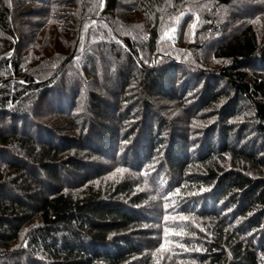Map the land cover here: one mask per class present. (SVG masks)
I'll use <instances>...</instances> for the list:
<instances>
[{
	"label": "trees",
	"instance_id": "trees-1",
	"mask_svg": "<svg viewBox=\"0 0 264 264\" xmlns=\"http://www.w3.org/2000/svg\"><path fill=\"white\" fill-rule=\"evenodd\" d=\"M241 1L0 0V264H264V45L200 39Z\"/></svg>",
	"mask_w": 264,
	"mask_h": 264
},
{
	"label": "rangeland",
	"instance_id": "rangeland-1",
	"mask_svg": "<svg viewBox=\"0 0 264 264\" xmlns=\"http://www.w3.org/2000/svg\"><path fill=\"white\" fill-rule=\"evenodd\" d=\"M70 10L68 6L64 7V10ZM214 19L218 21L217 29H214L209 35H204V39L206 41L207 51H214L216 50L219 45L225 44L229 42L231 39L237 37L241 32H244L246 30H251L255 38L257 39V43L259 46L264 45V0H242L240 3L231 6V7H225L220 8L218 13L216 12L214 15ZM27 21V20H24ZM36 20L34 19H28L27 22H34ZM187 33V30L186 32ZM189 35V31H188ZM188 35H183L184 38L187 40ZM70 34H66L64 31L60 32L59 34H52L48 37L46 42L45 51H54L59 49H65L66 43L68 41ZM188 42H186L187 44ZM184 46H186L184 44ZM213 46V47H211ZM209 55H212L208 53ZM207 55L206 51L202 53V57H206L209 60H207V67L212 68L213 70L218 68H221V66H224L228 61L224 58H220L216 56L215 58L212 56ZM251 74L256 76H264V68L256 67L255 65H251ZM98 78V77H97ZM97 80V79H96ZM115 86V85H114ZM113 87V86H112ZM116 87V86H115ZM105 88L102 87L101 90H104ZM107 91V90H106ZM102 94L107 96L108 92H103ZM74 97H76L75 100V108L72 110L74 114H81L84 110V106L86 103V95L85 93L77 92L74 94ZM109 97V96H108ZM112 98V97H109ZM50 100H47L44 102L42 107L40 108L42 111H46V113H52L50 120L53 119V125L54 127L61 130L60 132H66L67 134H72V129L76 128V122H72L71 119H73L72 116L66 115L65 112L62 111H55L51 110V102L52 98L49 97ZM69 96H67L66 99L68 100ZM66 102V101H64ZM107 103H110L109 101H106ZM166 106L171 107V109H167L166 112H171L172 108H174V104H169L165 102ZM178 107V106H176ZM43 108V109H42ZM110 108V107H109ZM55 112V113H54ZM217 112V109L215 110ZM177 114L176 116L182 117L184 114L180 110V112L176 113V111L168 113L170 115ZM83 114V113H82ZM89 115V113H88ZM81 117V116H79ZM182 119V118H181ZM65 134V133H63Z\"/></svg>",
	"mask_w": 264,
	"mask_h": 264
},
{
	"label": "snow or ice",
	"instance_id": "snow-or-ice-1",
	"mask_svg": "<svg viewBox=\"0 0 264 264\" xmlns=\"http://www.w3.org/2000/svg\"><path fill=\"white\" fill-rule=\"evenodd\" d=\"M123 171H125V170L124 169H117V172H123ZM145 175H147V173H145ZM166 207H167V205H166ZM168 219H169V217H165V220H168ZM172 219H175V218H172ZM181 219H186V218L181 217ZM167 232H168V229H165L166 234H167ZM176 235H180V233H176ZM161 247L163 248V245ZM181 247H183V246H181ZM158 251H159V249H158Z\"/></svg>",
	"mask_w": 264,
	"mask_h": 264
}]
</instances>
